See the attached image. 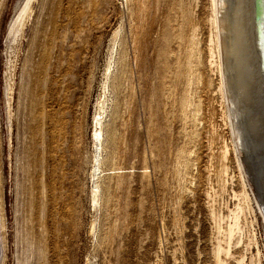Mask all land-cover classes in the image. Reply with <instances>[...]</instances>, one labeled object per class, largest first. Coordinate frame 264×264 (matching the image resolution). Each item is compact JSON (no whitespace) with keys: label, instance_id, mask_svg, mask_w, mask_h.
Instances as JSON below:
<instances>
[{"label":"rangeland","instance_id":"1","mask_svg":"<svg viewBox=\"0 0 264 264\" xmlns=\"http://www.w3.org/2000/svg\"><path fill=\"white\" fill-rule=\"evenodd\" d=\"M17 2L0 85L9 264H217L215 217L242 177L233 150L221 157L232 140L210 0H34L11 32ZM251 174L257 243L246 230L224 264H251L258 250L264 264V171Z\"/></svg>","mask_w":264,"mask_h":264},{"label":"bare ground","instance_id":"2","mask_svg":"<svg viewBox=\"0 0 264 264\" xmlns=\"http://www.w3.org/2000/svg\"><path fill=\"white\" fill-rule=\"evenodd\" d=\"M33 1L18 0L16 13L9 26L11 32L23 30L28 18H31ZM261 2L264 8V0H261ZM210 7V61L214 66L216 65L217 71L215 68L214 70L220 77L218 93L221 95L222 103L225 106L223 116L226 125L231 130L232 140V149L228 144H225L221 157L225 161L229 158V153H232L231 150H233L236 164L242 177V190H240V193L235 192L233 193L234 195L232 194L237 198L234 207L229 209L227 215H220L219 213L215 217L216 219L218 217L216 228H218V232H222L221 234L225 235L222 236L225 237L222 239L226 243L224 242L225 247H223V242H220L221 244L216 246L214 253L217 264H224V259H221V252L225 255L229 254L232 244L235 242V237L237 238L236 244H238L243 239L242 235L247 232V236L251 235L248 241L255 243V245L257 243L255 239L256 231L254 232L255 228H253L256 219L253 217L250 220V215H248L254 212V208L252 206L253 197L250 193L251 191L249 192L247 189L249 188L247 187V178L254 172L255 179L261 181V170L264 171V78L262 77L263 69L261 70L258 65L256 47L253 41V0H210ZM261 27L257 49L261 51L264 59V17ZM10 31L9 33L11 34ZM117 34L116 31L114 36L116 37ZM111 66L112 63L109 59L107 72L110 71ZM104 114L102 108H100L92 119L91 146H93V164L90 174L93 181L91 196L94 204L98 201L97 187L94 180L100 169L99 163L104 138ZM222 171L223 173L224 171L228 172L225 169ZM258 206L261 211L257 212H262L264 215L262 206L259 204ZM256 213L254 214L256 215ZM224 222L225 224H223ZM251 242L248 245H251ZM256 252L257 254L251 256L255 259L251 258V264L261 262L262 258L260 259L259 250ZM243 261L244 257L238 261V264H243Z\"/></svg>","mask_w":264,"mask_h":264},{"label":"water","instance_id":"3","mask_svg":"<svg viewBox=\"0 0 264 264\" xmlns=\"http://www.w3.org/2000/svg\"><path fill=\"white\" fill-rule=\"evenodd\" d=\"M15 0H0V85L4 58V48L7 30L8 15ZM253 22H254V45L256 47L257 59L259 68L264 70V59L261 51L257 49L258 39L262 30V20L264 17V8L261 0H253ZM262 70V77L264 78ZM93 112V110H92ZM91 112V115H92ZM256 155V154H254ZM253 155V156H254ZM0 264H9V249H8V234H7V219H6V203H5V188H4V173H3V157H2V142H1V127H0Z\"/></svg>","mask_w":264,"mask_h":264}]
</instances>
